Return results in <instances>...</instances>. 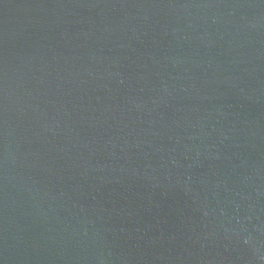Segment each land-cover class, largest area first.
Listing matches in <instances>:
<instances>
[{"label":"water","instance_id":"1","mask_svg":"<svg viewBox=\"0 0 264 264\" xmlns=\"http://www.w3.org/2000/svg\"><path fill=\"white\" fill-rule=\"evenodd\" d=\"M0 264H264V0H0Z\"/></svg>","mask_w":264,"mask_h":264}]
</instances>
